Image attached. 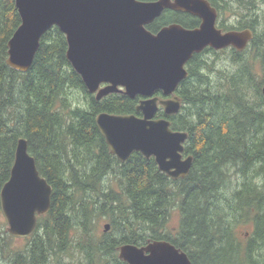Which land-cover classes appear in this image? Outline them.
I'll return each instance as SVG.
<instances>
[{"label": "trees", "instance_id": "obj_1", "mask_svg": "<svg viewBox=\"0 0 264 264\" xmlns=\"http://www.w3.org/2000/svg\"><path fill=\"white\" fill-rule=\"evenodd\" d=\"M208 1L226 12L223 0ZM242 13L236 29L252 32L244 51L210 61L193 55L175 92L179 112L155 116L188 134L182 155L192 157L190 171L172 180L152 157L132 153L121 163L110 154L96 115L139 117L142 97L97 101L67 61L56 27L41 37L26 72L7 66V44L21 20L14 0H0V190L21 137L52 190L49 211L20 251L11 249L0 211L5 264H126L119 246L158 240L184 252L189 264H264V6ZM176 19L164 14L147 29L156 33Z\"/></svg>", "mask_w": 264, "mask_h": 264}, {"label": "water", "instance_id": "obj_2", "mask_svg": "<svg viewBox=\"0 0 264 264\" xmlns=\"http://www.w3.org/2000/svg\"><path fill=\"white\" fill-rule=\"evenodd\" d=\"M21 23L8 41L6 64L26 72L41 37L56 27L67 43L66 59L97 101L109 94L142 97L140 116L99 113L96 126L110 154L125 162L132 153L152 157L158 170L172 180L188 175L192 157L183 158L186 132L173 131L166 116L177 114L176 95L186 79L185 65L205 47H233L242 51L252 39L250 30L221 33L214 27L215 11L205 0H14ZM165 9L195 14L198 29L171 24L151 33L147 26ZM161 92L163 98L154 96ZM264 96V85L262 87ZM51 187L37 171L19 138L8 180L0 190V210L13 238L30 237L37 217L50 208ZM109 224L103 225V231ZM118 258L126 264H189L187 255L171 243L158 240L141 247L123 244Z\"/></svg>", "mask_w": 264, "mask_h": 264}, {"label": "flooded vegetation", "instance_id": "obj_3", "mask_svg": "<svg viewBox=\"0 0 264 264\" xmlns=\"http://www.w3.org/2000/svg\"><path fill=\"white\" fill-rule=\"evenodd\" d=\"M151 1H154V0H151ZM205 1L208 3V5L211 9H214V11H215L214 27L216 30L220 31L222 34L229 32V31L249 30V29H241V30L236 29L235 24H237L239 21L242 22L244 19V18L243 19L240 18L241 15H243L242 10L245 7L248 9L257 10L258 8H261L264 6V2H262V0H223L221 3L224 4L225 8H226V10H225L226 12L223 13L222 11L219 10L218 7L216 8L215 6H213L208 0H205ZM164 14H169L171 16L176 15L177 19H176V21L167 23L166 25L162 26L161 28L166 27V26L171 25V24H177L180 26L185 24L186 27L182 26L183 28L193 30V29H198L201 25V22H202L201 18L195 14H190V13H186V12H182V11H174V10H170V9H165L161 13V15L159 17H157L156 19L160 18ZM155 20H153V22ZM152 23H150V24H152ZM249 42H248V44H249ZM247 45H246V47H247ZM244 49L242 51H237L235 48L229 46L226 48L216 50V49H213L210 47H205L199 53H194L193 55L202 54L208 61H210L209 59H215L216 60L217 59L216 55H218L219 59H220L229 50H232V51L237 52V53H241L244 51ZM218 61L219 60H217V62ZM185 69H187V64L185 65Z\"/></svg>", "mask_w": 264, "mask_h": 264}, {"label": "rangeland", "instance_id": "obj_4", "mask_svg": "<svg viewBox=\"0 0 264 264\" xmlns=\"http://www.w3.org/2000/svg\"><path fill=\"white\" fill-rule=\"evenodd\" d=\"M218 65H221V61L218 62ZM3 218V216H2ZM3 221H4V218H3ZM178 221H179V217H178V214L174 213L173 216L171 217L170 219V222H169V225L174 228L178 225ZM105 224V223H104ZM103 223L100 224V227L99 229L102 230V227L104 225ZM4 230L7 232V226L5 224V221H4ZM3 236V235H2ZM26 239H21V238H13V240L10 241V247L11 249H14L16 251H20L21 248L24 246V242H25ZM20 249V250H19ZM6 254H3L1 251H0V264H5L6 260L8 262V256H6Z\"/></svg>", "mask_w": 264, "mask_h": 264}, {"label": "bare ground", "instance_id": "obj_5", "mask_svg": "<svg viewBox=\"0 0 264 264\" xmlns=\"http://www.w3.org/2000/svg\"><path fill=\"white\" fill-rule=\"evenodd\" d=\"M262 167V166H261ZM1 211V210H0Z\"/></svg>", "mask_w": 264, "mask_h": 264}]
</instances>
